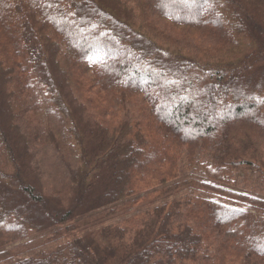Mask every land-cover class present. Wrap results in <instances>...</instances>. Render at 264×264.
I'll use <instances>...</instances> for the list:
<instances>
[{
    "label": "trees",
    "instance_id": "obj_1",
    "mask_svg": "<svg viewBox=\"0 0 264 264\" xmlns=\"http://www.w3.org/2000/svg\"><path fill=\"white\" fill-rule=\"evenodd\" d=\"M0 264H264V0H0Z\"/></svg>",
    "mask_w": 264,
    "mask_h": 264
}]
</instances>
